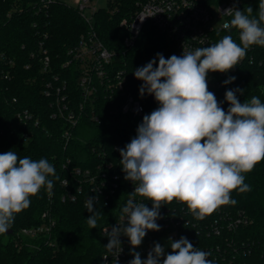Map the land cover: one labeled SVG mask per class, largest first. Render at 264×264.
Segmentation results:
<instances>
[{
  "label": "trees",
  "instance_id": "obj_1",
  "mask_svg": "<svg viewBox=\"0 0 264 264\" xmlns=\"http://www.w3.org/2000/svg\"><path fill=\"white\" fill-rule=\"evenodd\" d=\"M144 1L107 0L106 7L97 8L93 13V24L102 43L120 57L117 65L125 71L128 89L144 103L146 115L157 106L149 103V95L140 96L142 81L134 77V70L146 65L156 53L170 57L174 54V45L147 21L134 44L128 48L124 46L126 31L119 22L133 15ZM259 2L251 0L253 16L258 15ZM38 4V0H0V154L13 150L20 158H45L54 165L61 180L54 181L50 195L46 188H42L37 195L30 197V206L15 216L12 233L0 235V264H97L106 245L101 228L111 222L127 188L119 165V149L136 135L144 115L133 121H122L101 107L96 111L99 121H93L89 107L85 106L74 127L62 118L51 117L50 99L43 94L47 82L60 85L65 82V90H68L74 105L83 101L76 83L78 70L75 64L67 67L62 64L69 57L68 50L78 44L88 26L75 6L61 0L40 8ZM19 8H22L21 12ZM39 42L43 43L42 47L50 59L46 70L41 67L43 54ZM230 76L236 77L233 83L211 90L225 111L229 106L224 102L228 89H243L244 94H238L241 102L257 96L264 103V62L262 65L243 62ZM23 109L32 113V121L24 123L17 120L16 113ZM115 146L118 150L114 149ZM67 159L70 160L69 168H83L88 163L109 159L123 174L118 192L109 201L96 203L101 213L97 228L90 229L87 225L89 213L81 197L78 196L76 201L61 200L66 191L61 181L70 178L68 170L63 167ZM70 182L72 185V179ZM245 183L251 186V191H233L231 199L236 204L222 206L241 211L250 220L236 231L245 245L233 264H264V160L245 174ZM45 211L55 219L50 235L29 237L19 233L24 227L42 224ZM186 232L191 241L198 240L194 230L189 228ZM199 239L210 245L215 237L203 235ZM213 264L232 263L218 260Z\"/></svg>",
  "mask_w": 264,
  "mask_h": 264
},
{
  "label": "clouds",
  "instance_id": "obj_2",
  "mask_svg": "<svg viewBox=\"0 0 264 264\" xmlns=\"http://www.w3.org/2000/svg\"><path fill=\"white\" fill-rule=\"evenodd\" d=\"M230 17L222 28L238 32L218 42L194 49L183 46L182 55L165 58L156 53L146 65L134 70L142 84L140 96H154L158 107L142 118L136 135L119 149V165L124 179L134 184L121 209L123 224L103 229L104 245L118 264L122 251L121 236L131 245L128 264H213L211 253L194 247L184 236L170 241L171 252L154 242L147 257L135 251L148 231H160V209L173 200L185 204L190 213L202 220L220 206L232 204L231 193H246L251 186L245 174L264 160V103L257 96L240 101L241 88L226 90L227 110L208 90L209 72L227 73L246 56L252 45L264 47V0L253 8L233 6L222 13ZM230 76L222 83L235 81ZM239 94V95H238ZM50 177L54 179H50ZM61 180L47 159L20 158L9 150L0 154V235L12 228L15 216L30 206V197L42 188L52 193L54 181ZM61 183L67 185L68 181ZM140 199H137V198ZM145 201L151 202L149 208ZM97 196H89L85 208L90 229L97 228L101 213ZM163 258V259H162ZM108 255L102 256L107 264Z\"/></svg>",
  "mask_w": 264,
  "mask_h": 264
},
{
  "label": "built area",
  "instance_id": "obj_3",
  "mask_svg": "<svg viewBox=\"0 0 264 264\" xmlns=\"http://www.w3.org/2000/svg\"><path fill=\"white\" fill-rule=\"evenodd\" d=\"M53 1L38 0V7H45ZM89 1L75 0V7L86 22L88 31L81 35L75 47L68 50L69 57L62 64L64 67L75 64L78 70L76 83L82 93L83 101L75 106L68 90H65V82L60 85L49 81L43 89V94L50 99L51 117L62 118L70 127H74L82 117L85 106H88L91 111L90 119L93 121H99L96 111L101 107L106 108L110 115L119 116L122 121L139 119L145 113V105L128 89L125 71L117 65L120 57L115 51L108 49L97 36L93 24V13L96 8L88 6ZM234 2L241 10L251 6V0H145L139 4L138 10L133 15L119 22L120 27L126 31L123 39L124 46L128 48L134 44L142 26L147 21L167 36L173 43L174 54L177 56L182 55L184 45L191 49L204 47L218 42L225 35H232L233 39L239 43L237 30L233 29L228 32L222 28L223 22L230 20V17L222 13L225 9L232 7ZM87 8L91 9L90 15L85 13ZM18 11L21 12L22 8ZM39 46L43 54L41 67L46 70L50 65V59L47 50L42 47V42H39ZM115 58L118 60L114 61ZM243 62L262 65L264 47L252 45L239 64ZM25 67L27 68L28 65ZM235 67L227 73L209 72L208 90L211 91L222 85V82L233 73ZM56 80L57 76L54 77V81ZM12 100L16 101V98ZM16 118L26 123L32 121L33 115L27 109H23L16 113ZM114 149L118 150V147L115 146ZM69 163L70 160L67 159L63 165L68 170L70 178L63 179L67 180L68 184L62 183L66 186V191L61 196L62 201H76L79 196L85 205L89 196H97V202H106L120 189L123 174L117 170L118 165L113 161L102 159L98 163H88L83 168H69ZM70 179H72V185H70ZM126 182L127 188L120 197L115 215L110 223L101 228L106 244L108 238L104 236L103 229L109 228L110 230L117 223L126 222V219L121 218V209L127 202L128 193L134 191V184ZM145 203L151 208L150 201H145ZM160 213L162 218L158 219L157 223L161 226V230L148 231L142 244L135 249L140 252L142 259L147 257L154 242L165 247L166 254L170 253V241L178 240L181 236L186 237L194 247L211 253L208 259L213 263L225 260L233 264L237 253L243 250L245 244L236 235V231L241 226L247 225L250 220L241 211L220 206L211 215L197 220L185 204L173 200L162 206ZM43 217L45 221L42 224L24 227L19 233L29 237L39 234L50 235L55 226V219L48 214V211L43 213ZM189 228L195 231L198 240L189 239L186 232ZM203 235L214 236L215 240L208 245L207 241L202 242L199 239ZM120 239L122 251L118 256V264H128L133 259L130 255L131 245L127 237L121 236ZM104 255H108L107 264H115V260L106 249L101 253L97 264H102Z\"/></svg>",
  "mask_w": 264,
  "mask_h": 264
},
{
  "label": "rangeland",
  "instance_id": "obj_4",
  "mask_svg": "<svg viewBox=\"0 0 264 264\" xmlns=\"http://www.w3.org/2000/svg\"><path fill=\"white\" fill-rule=\"evenodd\" d=\"M63 1L64 3L68 4V5H72V6H75L76 3H75V0H61ZM88 6L90 7H95L96 9L97 8H104L107 6V0H90L88 2ZM85 13L87 15H90L91 14V9L90 8H87L85 10Z\"/></svg>",
  "mask_w": 264,
  "mask_h": 264
},
{
  "label": "water",
  "instance_id": "obj_5",
  "mask_svg": "<svg viewBox=\"0 0 264 264\" xmlns=\"http://www.w3.org/2000/svg\"><path fill=\"white\" fill-rule=\"evenodd\" d=\"M117 60H118V58H115V59H114V61H117ZM148 101H149V103H150L151 105H153V106H157V107H158V102L155 101L154 96L149 95V96H148ZM157 107H156V108H157ZM130 183H132V182H131V181H128V184H130ZM9 233H12V229H10V230L8 231L7 234H9Z\"/></svg>",
  "mask_w": 264,
  "mask_h": 264
}]
</instances>
